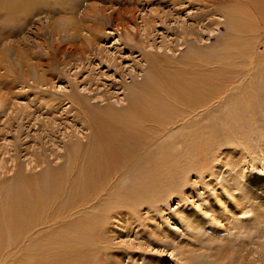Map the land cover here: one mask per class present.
<instances>
[{
	"label": "rangeland",
	"instance_id": "obj_1",
	"mask_svg": "<svg viewBox=\"0 0 264 264\" xmlns=\"http://www.w3.org/2000/svg\"><path fill=\"white\" fill-rule=\"evenodd\" d=\"M263 1L115 0L119 4L115 5L109 0H83L84 6L51 13L48 21L53 25L72 15H94L89 8L95 7L104 10L107 17L99 21L103 33L100 32L99 39L86 34L90 38L86 49L80 44L70 49V57L60 53V64L55 68L47 67L49 52L57 43L67 46V42L58 40L53 28H49L36 38L27 35L25 48L20 47L19 35L9 27L1 28L17 0H0V182L9 184L17 173L35 175L50 165H62L67 158L66 146L77 138L87 142L91 130L78 105L88 111L87 116H124L122 110L129 105L131 91L155 75L148 57L159 60L155 64L164 77H179L182 70L188 73L193 65L202 63L208 65L203 69L210 68L202 75L211 85L207 106H197L190 129H181V117L168 126L160 134L158 145L169 144L184 131L188 138H195L201 130L213 139L210 150L200 155L194 172L170 171L166 175L169 179L153 193V205L142 207L140 215L117 214L105 230L101 250L96 244L91 245L94 255L81 263L264 264ZM225 2L240 11L234 18L239 26L232 25L234 20L223 8ZM120 8L126 10L130 19H118L122 14ZM10 24L13 26L14 22ZM241 30L252 34L254 30L260 31V38L251 40L250 34L243 38ZM236 43L244 49L247 44L254 61L250 64L245 54H239L243 65L235 69H245V73L233 83V65L224 63H230L232 56L235 58L239 50L234 48ZM22 50L27 60L34 51L36 58H31V63L41 60L44 66L40 73H45L52 84L41 81L32 85L33 81L20 77L18 62ZM218 58L219 68L213 70ZM218 92H222L219 97H213ZM136 134L147 138L145 130L143 135ZM143 153L144 150L137 149L136 160ZM179 172L186 177L180 183ZM226 192L230 195L223 199ZM257 204H262L258 217L254 208ZM121 216L126 222L120 221ZM174 219L179 220L180 229L175 227ZM161 224L170 230L169 236H165L166 231L165 237L155 236ZM60 227L73 238L74 226L67 228L64 223Z\"/></svg>",
	"mask_w": 264,
	"mask_h": 264
},
{
	"label": "bare ground",
	"instance_id": "obj_2",
	"mask_svg": "<svg viewBox=\"0 0 264 264\" xmlns=\"http://www.w3.org/2000/svg\"><path fill=\"white\" fill-rule=\"evenodd\" d=\"M82 1L17 0L12 8L14 11L8 12L1 23V28L7 30L9 27L13 34L19 35L20 47L26 45L27 35L36 38L41 31L53 28L58 40L62 43L67 42L68 46L57 43L52 52H49L47 67L56 68L60 64V53L70 57L72 53L70 49H74L73 46L81 44L86 49V42L90 40L86 34H91L93 39H99L100 32L103 33L99 21L107 17L104 10L95 7L89 8L90 12H95L94 15L89 12L83 13L80 17L72 15L68 20H56L53 25L52 21H48L51 13L72 11L83 5ZM110 1L115 5L119 3L114 2L115 0ZM211 6L215 8L213 4ZM223 8L228 17L234 20L238 9L226 2ZM119 10L122 14L118 19H130L126 10L122 11L121 8ZM11 22H14L13 26ZM217 22L221 24V21ZM232 25L235 27V20ZM108 26L111 27L109 24ZM241 31L243 38H246L247 34H250L249 39L260 38V31L254 30L255 34ZM247 44L244 49L236 43V47H233L236 49L239 47V50L235 58L232 56L230 63H224L233 65L230 70L235 74L231 78L233 83L237 76L245 73V69H235L236 66L240 68V65H243L238 60L239 54H245L246 62L249 61L250 64L254 61L253 53ZM30 57L36 58L34 51ZM31 58L27 60L24 50L19 54L20 77L33 81L32 85L41 81L52 84L45 73H40L41 66H44L42 61H38L40 64L31 63ZM152 58L148 57L155 75L152 78L148 77L144 84H138V91H131L129 105L122 110L124 116H116L117 113L108 119H101L93 113L87 116L88 111L84 110L81 104L78 105L84 114L86 126L91 130L87 142L77 138L76 142L66 146L67 158L62 165H50L47 170L35 175L17 173L9 184L0 182V264H89L88 261L81 262L93 254L92 250L95 248L90 250L91 245L96 244V248L101 250L105 230L118 216L117 214L134 217L140 215L139 210L142 207L148 208L153 205V193L169 179L166 175L170 171L179 169L190 173L198 168L197 161L201 158L200 155H205L206 149L210 150L212 146L213 139L209 135H203L199 130L195 133V138L190 139L184 131L179 137L184 138L183 140L174 138L165 146H159L158 142L160 134L168 126L175 124L180 117L182 130L193 126L191 118H195L196 114L193 113L198 110L197 106L200 108L207 106V99L211 96L210 82L207 81V77L202 76L205 71L208 73L210 68L203 69L208 65L195 64L188 69V73L182 70L179 77L172 75L170 77L169 74V77L167 75L164 77L160 75L162 71L159 65L155 64L156 61L159 64V60ZM218 60L221 61L218 58L215 67L210 66L213 70L219 68ZM21 85L23 86V83ZM221 93L218 92L216 93L218 96L213 97H219ZM73 99L75 100V97ZM180 102L182 104L179 107ZM170 108L175 111L172 112ZM144 130L147 138H139L136 132L143 135ZM137 149L144 150V153L136 160ZM180 173L177 175L179 183L186 179L180 176ZM227 195L230 194L223 193V199H226ZM261 207L262 204L254 205L256 217ZM125 220L126 218L121 216L120 221L126 222ZM178 221L174 219V224L180 229ZM64 223H67V228L74 226L71 230L73 238L66 230L58 229ZM159 229L161 230L158 232L155 230V236L165 237L171 234L164 224H161ZM163 231L167 232L165 236Z\"/></svg>",
	"mask_w": 264,
	"mask_h": 264
}]
</instances>
